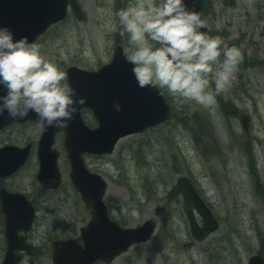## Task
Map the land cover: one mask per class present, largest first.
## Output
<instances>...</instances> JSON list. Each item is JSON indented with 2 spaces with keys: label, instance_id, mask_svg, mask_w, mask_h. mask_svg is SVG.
Returning a JSON list of instances; mask_svg holds the SVG:
<instances>
[{
  "label": "rangeland",
  "instance_id": "374dc122",
  "mask_svg": "<svg viewBox=\"0 0 264 264\" xmlns=\"http://www.w3.org/2000/svg\"><path fill=\"white\" fill-rule=\"evenodd\" d=\"M139 2L142 0H124L121 8L135 6ZM207 2L210 36H221L227 46L237 47L247 59L256 60L255 65L239 68L232 88L222 94L229 108L234 112L238 110V118L243 112L250 115L249 131L245 132L236 115H227L217 102L214 116L218 129L214 131L211 124L208 134L202 128L205 127L203 119L208 123V115L209 120L212 116L209 109L180 101L167 90H161L175 110L173 120L122 139L111 155H87L86 163L91 170L110 180L106 201L113 217L125 225L138 226L151 218L171 216L174 218L172 222L180 228L182 243L191 239L180 203L182 198L179 193L176 197L171 196L178 178L188 175L202 195L213 199L212 207L222 224L206 243V247L212 250L220 247L215 264H248L255 252L262 250L264 255V0H235L233 7L224 0ZM80 3L85 19L79 22L70 18L46 34L39 44L46 57L60 67L76 64L97 69L110 61L117 41L129 47L127 35H121L122 27H115V14L120 5L116 0H80ZM84 118L96 125L91 112L87 111ZM37 135L35 124L8 128L0 133V144L24 145L28 140L37 139ZM247 142L259 171L260 191L256 188V176L250 173L249 156L243 147ZM56 147L61 153L59 164L64 177L60 191L50 195L38 191L36 156L18 175L6 181L13 191L26 193L42 202L43 208L46 202L53 205L64 200L73 205L79 201L67 177L68 160L61 136L57 138ZM74 210L69 208L67 212ZM46 213H41L33 235L40 245L34 264H48L44 244L48 234L45 222L48 218L52 225L59 220L58 214L47 216ZM130 252L121 257L125 264L138 252L144 254L140 264L158 262L153 241ZM190 255L200 264H214L205 251L191 250ZM2 259L3 252H0V261Z\"/></svg>",
  "mask_w": 264,
  "mask_h": 264
},
{
  "label": "clouds",
  "instance_id": "9594fccd",
  "mask_svg": "<svg viewBox=\"0 0 264 264\" xmlns=\"http://www.w3.org/2000/svg\"><path fill=\"white\" fill-rule=\"evenodd\" d=\"M115 16V27L127 35L125 58L140 88L167 90L215 115L217 96L230 91L244 59L241 49L208 35L206 18L188 0H142ZM85 103L41 44L0 25V117L24 120L34 114L41 130L67 128Z\"/></svg>",
  "mask_w": 264,
  "mask_h": 264
},
{
  "label": "water",
  "instance_id": "95a60500",
  "mask_svg": "<svg viewBox=\"0 0 264 264\" xmlns=\"http://www.w3.org/2000/svg\"><path fill=\"white\" fill-rule=\"evenodd\" d=\"M61 3V0H0V25L10 26L17 38L27 35L33 41L46 29ZM188 6L194 7L204 17L203 0H188ZM131 69L132 65L127 62L125 55L119 49L111 65L98 74H86L84 81L80 84H78L76 71H70V77L74 82L73 87L80 96L86 97V103L83 106L92 107L100 125L96 129L86 127L80 116V109L83 107L81 106L74 120L69 124L72 129L79 130V134L72 136L67 146L70 151H73L74 177L78 180V187L86 200L97 207L102 217L105 216V212L100 202L106 184L100 176L92 175L84 169L79 153L110 152L120 137L141 131L147 126L156 125L170 116V110L164 103L162 95L155 88H140ZM117 106H120V109ZM26 119H36V117L32 114ZM12 121L15 119L5 114L0 117V128ZM242 121L247 129L248 118L242 117ZM56 129L44 130L40 152H43L45 161H48L51 153L55 154L51 147L54 143L53 130L56 131ZM26 157L27 149L6 147L0 150V176L14 172ZM178 187L187 203L186 212L191 221L193 235L203 240L220 225L213 219L211 212L196 195L187 179L182 178ZM89 194H92L94 200ZM0 200L7 218L14 216L19 223L29 227L34 209L24 196L10 195L2 190ZM192 206H196L204 217V228H200L196 223ZM150 233L149 222L146 228L121 230L115 235V241L123 246L129 245L146 241ZM250 264H264V260L256 256L251 259Z\"/></svg>",
  "mask_w": 264,
  "mask_h": 264
},
{
  "label": "flooded vegetation",
  "instance_id": "af4514ba",
  "mask_svg": "<svg viewBox=\"0 0 264 264\" xmlns=\"http://www.w3.org/2000/svg\"><path fill=\"white\" fill-rule=\"evenodd\" d=\"M169 222V221H168ZM166 236L164 239L163 237ZM155 245H156V253L162 262L164 264V258L160 252L162 248H165L167 251L168 255L170 256V263L168 262L167 264H184L185 263V258L182 257L180 253V246H181V237L178 234V231L176 229V225H171L169 223H165L163 221L159 222L158 229L155 235ZM196 242H191L189 244L183 243V246L188 248L190 245L195 247ZM98 264H105L98 262Z\"/></svg>",
  "mask_w": 264,
  "mask_h": 264
},
{
  "label": "trees",
  "instance_id": "16d2710c",
  "mask_svg": "<svg viewBox=\"0 0 264 264\" xmlns=\"http://www.w3.org/2000/svg\"><path fill=\"white\" fill-rule=\"evenodd\" d=\"M228 1V5H233L232 0H227Z\"/></svg>",
  "mask_w": 264,
  "mask_h": 264
}]
</instances>
